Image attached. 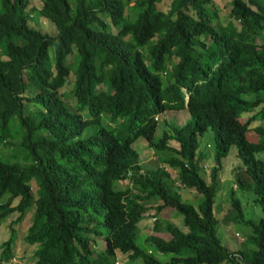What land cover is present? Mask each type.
I'll list each match as a JSON object with an SVG mask.
<instances>
[{"label": "trees", "instance_id": "trees-1", "mask_svg": "<svg viewBox=\"0 0 264 264\" xmlns=\"http://www.w3.org/2000/svg\"><path fill=\"white\" fill-rule=\"evenodd\" d=\"M161 1L42 0L36 8L0 0V153L21 135L29 162L14 161L15 151L0 157V226L15 215L0 264L13 259L15 227L30 212L22 240L36 246L34 264H115L119 254L142 264H264V126L253 128L254 142L246 138L264 122V0H231L224 24L211 0H171L165 13ZM35 17L58 34L35 29ZM70 76L68 102L60 90ZM26 104L37 109L25 114ZM180 110L188 120L156 139L155 117ZM205 135L211 155L200 147ZM140 138L162 166L143 168L133 147ZM231 147L234 188L253 194L258 220L245 217L234 189L222 218L214 216ZM179 189L203 196L198 209ZM166 208L183 227L158 217ZM150 216L138 246L139 223ZM219 223L249 230L236 251L221 243Z\"/></svg>", "mask_w": 264, "mask_h": 264}, {"label": "rangeland", "instance_id": "rangeland-1", "mask_svg": "<svg viewBox=\"0 0 264 264\" xmlns=\"http://www.w3.org/2000/svg\"><path fill=\"white\" fill-rule=\"evenodd\" d=\"M212 3L209 5V8L212 10H216L218 16H219V22L224 24L226 23V17L228 16L229 8H230V2L231 0H211ZM31 5L40 8L42 6V0H30ZM171 0H162L161 3L158 4V9L159 11L162 12H167L169 7H170ZM35 16V15H34ZM35 29L40 30L44 33H47L50 36H56L58 34V31L54 28V26L48 22L47 20L44 19H38V17H35L33 20H31V26L35 25ZM50 55H52V49L50 51ZM5 57H2L1 60H5ZM73 61V58L70 56L67 59L68 63H71ZM70 82L64 87L63 89L60 90L61 94L67 95L68 92L72 88V81H73V76H70ZM70 94H68L67 101L70 102ZM37 109V106L35 105H28L26 104L25 107V114H28V112L35 111ZM159 121L157 123L158 130H156V136L155 138L158 139L161 132L164 131V129H167L168 126H176L180 127L182 126L187 120H188V113L185 110L182 111H169L166 112L164 115H162L160 118L158 117ZM244 119L238 120L236 123V129L238 131H241L243 127ZM256 125H262L264 126V122H261L259 124L254 123L250 126V130L246 133V138L250 141H255V134L253 132V128ZM11 131L14 134V132L17 130L19 131V123L17 120L13 119L10 123ZM17 129V130H16ZM21 141V135L17 136L14 139V144H16V147L14 150L10 149L9 147L4 148L3 152L0 153V157L2 155L4 156H11V153L13 151L16 152V157L14 161H19L23 163L24 165H27L29 162L24 160V153L21 151V149L18 147L19 143ZM211 137L209 135H205L201 140H200V147L204 149L207 154L211 155ZM169 145L171 147H177L175 143L170 142ZM133 147L139 154L140 158V163L143 166V168H148V169H156L158 165H161L158 161V155L154 154V152L150 149L147 148L145 141L140 138L138 139ZM0 148L1 145H0ZM237 150L235 147H231L229 150V153L227 157L224 159L223 164H222V170L220 173L219 177V191L215 197V203L213 206V213L214 216L217 220L221 219L226 210L229 208V197L231 191L234 189L236 197L239 199L243 213L246 218L248 219H253V220H258L260 219L263 215L260 211V208L256 206L253 203L254 196L251 193H243L240 191L235 190L234 185H233V178L231 175L232 169L237 165L238 160L236 157ZM262 158L264 159V154H261ZM5 158V157H4ZM212 160V159H211ZM209 160L208 164L205 165L207 167V170L209 171L211 165L213 164V161ZM207 171V172H208ZM171 175V178L175 177V172L168 171ZM129 182L128 181H123L122 183L118 184V188L124 189L128 187ZM35 188H33V191ZM177 193L181 197V199L188 203L191 204L192 206L195 207V209H198V207L202 204L203 202V196L196 193L194 190H187V189H179L177 190ZM31 214L32 212L28 213L24 220L15 227L17 230V241L15 245L11 248L12 253H13V259L10 260L8 264H34V251L36 249V246H28L24 243L22 240L23 236L26 235L27 228L31 224ZM15 218V215H12L6 220L1 226H0V245L7 241L9 237V229L8 225L12 219ZM160 219L162 220H170L173 221L177 226L180 228L182 226V220L179 214L176 212L172 211L171 208H166L164 212L161 213V216H159ZM152 216H150L147 221L143 220L139 223V233L137 237V245H144V239L146 236H148V233L150 232L151 229V224H152ZM217 234L218 237L221 241V243L226 246L230 251H236L240 244L243 243L245 240L246 236L249 234V230L246 228H239V227H231V226H225L222 224L217 225ZM162 235V234H158ZM154 255L157 256L161 261H167L169 256L166 255H161L157 253L155 250ZM116 263L118 264H142L140 260L129 262L125 256L123 255H118L116 258ZM226 264V263H224Z\"/></svg>", "mask_w": 264, "mask_h": 264}, {"label": "clouds", "instance_id": "clouds-1", "mask_svg": "<svg viewBox=\"0 0 264 264\" xmlns=\"http://www.w3.org/2000/svg\"><path fill=\"white\" fill-rule=\"evenodd\" d=\"M164 77V76H163ZM186 103H185V106H186V108H187V103H188V98H186ZM180 111H182V110H180ZM186 111V110H185ZM167 112H169V111H167ZM187 112V111H186ZM166 113V112H165ZM165 113H163L162 115H164ZM162 115H160V116H156L155 117V120L157 121V123H158V121H159V119H158V117L160 118ZM188 118H189V116H188ZM157 130H158V126H157ZM173 142V141H172ZM173 143H175V142H173ZM176 144V143H175ZM177 145V144H176ZM178 146V145H177ZM30 226V225H29ZM28 229V228H27ZM116 264V263H115Z\"/></svg>", "mask_w": 264, "mask_h": 264}, {"label": "crops", "instance_id": "crops-1", "mask_svg": "<svg viewBox=\"0 0 264 264\" xmlns=\"http://www.w3.org/2000/svg\"><path fill=\"white\" fill-rule=\"evenodd\" d=\"M176 146H177V145H176ZM174 148H178V146H177V147H174ZM208 162H209V160H208ZM208 162H206L205 165L208 164ZM211 166H212V165H211ZM120 183H122V182H120ZM167 209H168V208H167ZM165 210H166V209H165ZM165 210H163L162 212H164ZM162 212H161V213H162ZM161 213L158 214V217L161 216ZM162 219H164V218H162Z\"/></svg>", "mask_w": 264, "mask_h": 264}, {"label": "built area", "instance_id": "built-area-1", "mask_svg": "<svg viewBox=\"0 0 264 264\" xmlns=\"http://www.w3.org/2000/svg\"><path fill=\"white\" fill-rule=\"evenodd\" d=\"M116 264H118V263H116Z\"/></svg>", "mask_w": 264, "mask_h": 264}]
</instances>
